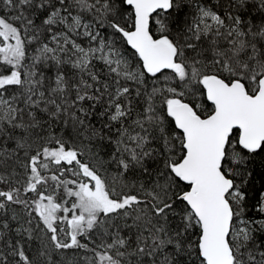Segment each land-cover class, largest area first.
<instances>
[{"label":"snow or ice","instance_id":"snow-or-ice-1","mask_svg":"<svg viewBox=\"0 0 264 264\" xmlns=\"http://www.w3.org/2000/svg\"><path fill=\"white\" fill-rule=\"evenodd\" d=\"M0 264H264V0H0Z\"/></svg>","mask_w":264,"mask_h":264}]
</instances>
